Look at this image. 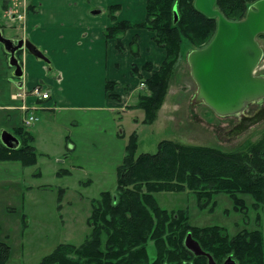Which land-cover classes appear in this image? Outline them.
Listing matches in <instances>:
<instances>
[{"label":"trees","instance_id":"obj_1","mask_svg":"<svg viewBox=\"0 0 264 264\" xmlns=\"http://www.w3.org/2000/svg\"><path fill=\"white\" fill-rule=\"evenodd\" d=\"M256 1L217 0L216 8L228 20L238 21L245 18ZM194 2L146 0V18L141 22L118 21L116 12L120 5L107 7L113 24L106 28L105 37L116 41L119 52L125 51L123 36L130 29L149 31L153 41L165 51V59L157 69L150 62L141 69L136 64L131 67L132 76L144 82L147 89L139 94L134 105L144 111V124L157 120L180 60L192 50L205 47L216 34L218 18L199 12ZM138 41L139 36L135 35L130 43L134 57L139 56ZM141 70L151 72L150 76L144 77ZM114 87L115 82L106 83L109 97L121 100L112 93ZM26 129L22 124L13 128V134L20 139L16 149L0 141V161H19L23 166L37 163L35 136ZM66 138L69 140V136ZM137 139V133H133L125 147L117 168V190L103 191L92 201L87 219L91 230L85 240L79 245L59 243L40 264H209V256L217 264L228 257L237 264H264V234L260 228H244L230 235L219 225H192L188 208L169 210L155 196L160 192L193 193L197 207L212 212L217 206V196L227 194L234 209L245 217L249 206L243 197L250 196L260 227L259 211L264 204V131L257 139H245L230 150L163 139L155 152L138 153ZM68 174L67 169L57 171L60 176ZM188 234L205 254L196 255L186 247ZM150 244L155 249L153 260L148 251ZM10 255V245L0 241V264H7Z\"/></svg>","mask_w":264,"mask_h":264},{"label":"rangeland","instance_id":"obj_2","mask_svg":"<svg viewBox=\"0 0 264 264\" xmlns=\"http://www.w3.org/2000/svg\"><path fill=\"white\" fill-rule=\"evenodd\" d=\"M24 1H10L5 18L13 23H7L2 17L3 0H0V27L5 36L17 35L19 29L15 28L21 25L18 23L21 19L15 21V17L22 8L24 12V5H20ZM6 24H14L15 28ZM257 40L264 50V35ZM0 50L4 55L1 44ZM5 66L8 68L7 63ZM256 74L264 76V55ZM7 80L3 83L11 84ZM138 82L133 96L130 94L126 103L113 110L109 107L63 109L58 104L54 110L41 107L34 111L38 120L25 127L35 136L37 163L23 166L19 161H0V241L11 247L7 264H40L59 243L79 245L85 240L91 230L87 219L92 201L103 191L117 190V168L133 133H137V152L141 153L155 152L163 139L230 150L245 139H257L264 131V98L251 102L242 113L230 116H220L197 102V85L186 54L176 66L157 120L152 124H144V111L134 108L139 94L147 92L140 85L142 82ZM13 116V121L0 116V141L4 130L13 133V125L22 124L25 113L18 111ZM60 169H67L70 174L57 175ZM155 196L169 210L188 208L192 225H219L230 235L244 228H260L264 234V204L259 211V227L258 212L251 207L250 196L243 197L249 206L246 217L234 209V202L227 194L217 196V206L212 212L208 208L199 209L193 193L160 192ZM148 251L153 260L152 244Z\"/></svg>","mask_w":264,"mask_h":264},{"label":"crops","instance_id":"obj_3","mask_svg":"<svg viewBox=\"0 0 264 264\" xmlns=\"http://www.w3.org/2000/svg\"><path fill=\"white\" fill-rule=\"evenodd\" d=\"M11 0L1 6L2 17ZM119 4L116 12L118 21L141 22L146 18V0H26L21 13L23 19L14 38L29 37L51 60L47 64L36 59L29 52H20L24 76L13 77V68L8 64V54L0 50V116L8 120L21 109L22 99L13 100L12 93L29 91L35 85H42L51 93L49 100H42L44 109L62 108H118L126 103L130 94L139 83L131 74L132 64L140 69L150 62L153 69L159 68L165 59V51L152 39L145 29H130L123 36L125 51L119 52L114 39L107 40L106 28L113 24L107 14V7ZM99 10V11H96ZM14 9H10L12 13ZM7 23L13 20L7 19ZM16 21V19H15ZM24 23V25H23ZM5 24V22H4ZM1 28V27H0ZM6 28V27H4ZM3 30V28H1ZM135 35L139 36V56L134 57L130 43ZM7 63L8 68L5 66ZM48 72V73H47ZM47 73V74H46ZM144 77L151 72L141 70ZM11 82V84L3 83ZM5 82V81H4ZM115 82L112 93L121 97H109L106 83ZM133 96V94L131 95ZM28 101H32L28 97ZM107 106H106V105ZM122 113V112H121ZM18 125H13V128Z\"/></svg>","mask_w":264,"mask_h":264},{"label":"water","instance_id":"obj_4","mask_svg":"<svg viewBox=\"0 0 264 264\" xmlns=\"http://www.w3.org/2000/svg\"><path fill=\"white\" fill-rule=\"evenodd\" d=\"M217 0H195V8L209 18H218L215 36L205 47L188 54L191 76L196 82L197 102L204 103L220 116L242 113L254 101L264 98V76L256 74L264 50L257 40L264 34V0L252 4L244 19L228 20L216 8ZM99 11V10H96ZM175 19L178 15L175 14ZM0 44L8 54V64L13 68V77L22 78L24 69L20 52H29L47 64L51 60L29 37L12 38L4 35L0 28ZM2 143L12 149L20 145V139L4 130ZM185 245L196 255H203L200 244L191 234ZM209 264H217L209 256ZM222 264H237L228 257Z\"/></svg>","mask_w":264,"mask_h":264},{"label":"built area","instance_id":"obj_5","mask_svg":"<svg viewBox=\"0 0 264 264\" xmlns=\"http://www.w3.org/2000/svg\"><path fill=\"white\" fill-rule=\"evenodd\" d=\"M25 2V1H24ZM23 13L17 15L15 19H23ZM142 87H146L145 83L140 84ZM13 100L22 99L21 109L24 111L25 116L22 119L23 126H32L34 122L38 120V117L35 115L34 111L41 108L42 100H49L51 98V93L44 86L38 84L31 88L29 91L23 90L22 92H16L11 95ZM28 97L32 101H28Z\"/></svg>","mask_w":264,"mask_h":264}]
</instances>
